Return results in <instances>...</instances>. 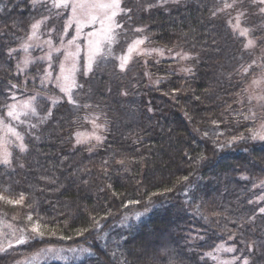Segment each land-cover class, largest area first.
<instances>
[{
	"label": "trees",
	"instance_id": "16d2710c",
	"mask_svg": "<svg viewBox=\"0 0 264 264\" xmlns=\"http://www.w3.org/2000/svg\"><path fill=\"white\" fill-rule=\"evenodd\" d=\"M122 1L121 38L180 57L138 55L129 82L99 76L94 103L75 111L65 98L53 103L58 93L39 63L20 72L39 5L0 0V118L16 96L33 98L38 110L21 126L26 150L0 164V191L25 198L23 206L0 201V220L16 229L6 238L27 239L0 264L49 246L88 254L46 264H264V140L242 69L264 50H247L232 25L243 13L252 37H264V5ZM92 116L103 138L77 145ZM37 223L43 235L32 230ZM224 247L234 251L216 262Z\"/></svg>",
	"mask_w": 264,
	"mask_h": 264
},
{
	"label": "rangeland",
	"instance_id": "374dc122",
	"mask_svg": "<svg viewBox=\"0 0 264 264\" xmlns=\"http://www.w3.org/2000/svg\"><path fill=\"white\" fill-rule=\"evenodd\" d=\"M122 3L123 1L121 0V8H123ZM37 4L42 12L41 18L37 21L40 22V26L39 29L36 30L35 36H32V29L29 36L31 39L28 38L27 41L20 47V50L23 52L19 68L20 72H28L32 65L39 63L40 67L43 68L44 72H42V74L45 75V79L49 81V84L55 87V90L58 93L56 102L62 101L64 98L69 101L68 95L60 90V86L71 87V95L74 103H70V105L75 111L81 110L90 102V105L94 103L92 95L96 89L99 76H107V78L113 80L115 77L120 78L121 74L122 84H126L127 81L129 82L128 79L137 72L132 65L138 55L144 57L146 55H156L164 59L166 58V60H176L180 57L177 53L170 54L165 52L163 49V51H161L155 46L148 47L146 45V40L139 37H128L126 39L121 38L118 35L120 26L116 27L113 25V31L107 36L101 34L89 36V33H99L101 26L99 23L95 25L87 24L84 22L82 16L81 23L83 24V27L80 29L78 35V26L72 19V11L70 8H55L52 6L53 0H40ZM120 15L121 12L115 17V21L118 24L120 23ZM243 22L244 21L241 20V27L247 28ZM234 24L235 23L232 25ZM243 38L246 40L247 44L248 39L253 37L249 31L248 37ZM90 40L99 41V52H95L94 48H90ZM136 40H142L143 43L136 46L134 50L129 53V46ZM254 40L256 46L254 48H248L247 50H255L257 46L263 47L261 50H264V37L259 38V40L254 38ZM25 46H27V48H25ZM255 51L258 53L257 50ZM90 56L92 57L91 70H89ZM125 56H128L129 59L122 69L120 66L122 63L121 57ZM48 57H51V59ZM26 59L29 61L27 64L25 63ZM256 61L257 66L264 64V59H259L258 56H256ZM61 65L64 66L63 73L61 72ZM182 69V67H178V70ZM259 71L260 69L258 67L257 74ZM64 76L68 77L67 81L64 80ZM73 83L74 86H72ZM250 85H252V80L250 84L247 85V89L250 91L252 97H258L259 95L264 94L259 92L255 86ZM261 87H264V85H261ZM121 88L124 90L125 86L122 85ZM253 101L255 103L254 111L256 112L257 118L255 132L258 134L257 137L259 138L260 135H264V107L261 106L264 104V101H260L258 99H253ZM28 102H30L31 106L35 108V100L31 97L19 98L16 96L10 106L15 105L18 112L25 111L21 108V106ZM8 110L5 112L3 117L0 118V120H3V123H0V151H3L6 147L7 151L11 154L10 161H12L13 150L20 149L19 144L21 141L16 140L15 137L7 134V127L14 128L24 141L21 126H25L28 117L33 114L29 112L27 116L20 115L19 120H13L12 118L7 117ZM37 112L38 110H36L35 115ZM88 119H90L87 121L89 122L88 125L84 127L82 126L78 130L77 134H79V136L76 134L77 145H83L93 141L98 143L103 138V125H101L97 120L98 116H92ZM96 137H100V140L97 141ZM78 140L80 143H77ZM15 232L16 229L11 223L6 220H0V254L11 250L12 248H9L11 246L19 247L24 245L27 241V239H25L23 243H18V241L23 239V237L19 234L6 238L7 235L14 234ZM228 249L229 248L227 247L221 248L214 255V258L216 259L215 261H225L227 259L226 257H228L226 254L230 252ZM87 254L88 251L83 247L68 248L49 246L29 257L18 260L16 264H46L52 260L70 263L73 260L76 261L81 259V257L84 258Z\"/></svg>",
	"mask_w": 264,
	"mask_h": 264
},
{
	"label": "snow or ice",
	"instance_id": "6c2138e0",
	"mask_svg": "<svg viewBox=\"0 0 264 264\" xmlns=\"http://www.w3.org/2000/svg\"><path fill=\"white\" fill-rule=\"evenodd\" d=\"M40 0H33V4L39 3ZM254 3H258L259 5H264V0H253ZM236 3V0H233L232 4L225 3L224 8H231L234 6ZM53 7L55 8H64L68 9L70 8L72 11V19L77 23V34L79 35L80 29L83 27V24L81 23V16L83 17L84 22L87 24L95 25L97 23L100 24V29L99 33L93 32L89 33V36H96L98 34L107 36L109 33L113 31V25L116 27H119L120 25L116 23L115 17L120 13L125 11V9L121 8V0H53ZM151 7V5H150ZM223 10V9H222ZM130 11V9H128ZM260 11L264 13V7L260 8ZM243 13H240L235 18V24L233 25V30L238 31L239 36L242 37H248L249 30L247 28H242L241 27V20L240 16H242ZM40 22H37L36 24L32 25L33 32L32 36L36 35V30L39 29ZM136 31H142V29H136ZM31 39V37H29ZM142 40H136L133 42L132 45L129 46V53H131L136 46L139 44H142ZM90 48H94L95 52H99V41H89ZM255 45V40L254 38H249L247 41V44L245 45V48H254ZM27 48V46H25ZM11 55V53H9ZM51 59V57H48ZM129 57H121L122 63H121V68L123 69L125 64L127 63ZM264 59V57H262ZM91 61L92 57H89V70H91ZM29 61L26 59L25 63L27 64ZM259 67L260 71L257 74L256 68ZM243 69V75L245 78L252 77V85L250 86H255L256 89L264 93V87H261V85H264V64H260L259 66L256 65L255 61L252 63L248 64L247 67L242 66ZM61 72H64V66L61 65ZM59 79V78H58ZM68 77L64 76V80L67 81ZM60 86V85H58ZM74 86V83L73 85ZM60 90L62 92H65L66 95H68L69 103H74L71 95V87H65V86H60ZM251 99H258L260 101H264V94L259 95L258 97H252ZM53 103H56L54 100ZM264 107V104L261 105ZM22 109L25 111H17L16 106H10L8 112H7V117L12 118L13 120H19L20 115H25L27 116L29 112L32 114H35L36 110L34 107L31 106V103H25L21 106ZM49 115H51V112H49ZM0 123H3V120H0ZM7 127V126H6ZM7 134L13 136L16 138V140L21 141L19 144L20 150L23 152L26 150V146L23 144V138L20 136V134L12 127H7ZM79 136V134H77ZM258 135V134H256ZM255 138V135L254 137ZM260 139L264 140V135L259 136ZM97 141L100 140V137H96ZM77 143H80L78 140ZM10 153L7 151V148L5 147L3 151H0V164L4 165H9L11 163L10 161ZM119 163L123 164L124 161H119ZM186 180L187 177H184ZM24 196L23 194H20L18 198H12V194L8 192L7 189H4L0 191V201L4 202L7 205H20L23 206L24 203ZM134 203H139L138 201ZM261 213H264V208L260 209ZM28 221H32L33 217L29 215L27 217ZM41 225L39 223L33 225V231L37 232L39 235H43V233L40 231ZM82 234V233H81ZM23 239L18 241V243H23ZM10 246V245H9ZM251 247V246H250ZM228 251H234V249H228ZM243 264H249V261L247 258L244 259Z\"/></svg>",
	"mask_w": 264,
	"mask_h": 264
}]
</instances>
